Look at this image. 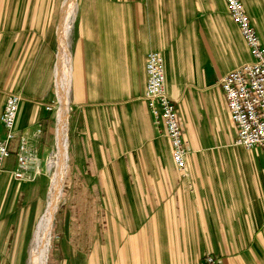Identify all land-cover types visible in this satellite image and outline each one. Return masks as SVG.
Here are the masks:
<instances>
[{
  "label": "crops",
  "instance_id": "0c3cea01",
  "mask_svg": "<svg viewBox=\"0 0 264 264\" xmlns=\"http://www.w3.org/2000/svg\"><path fill=\"white\" fill-rule=\"evenodd\" d=\"M241 2L264 46V0ZM60 8L0 0V115L19 95L18 132L47 116ZM74 20L71 167L87 206L72 209L48 264H198L206 253L264 264V155L235 145L220 88L252 58L223 0H78ZM150 52L189 144L183 173L143 99ZM14 165L12 149L0 174V264L21 263L9 251L25 248L45 193L42 176L13 179Z\"/></svg>",
  "mask_w": 264,
  "mask_h": 264
},
{
  "label": "built area",
  "instance_id": "2783aa9c",
  "mask_svg": "<svg viewBox=\"0 0 264 264\" xmlns=\"http://www.w3.org/2000/svg\"><path fill=\"white\" fill-rule=\"evenodd\" d=\"M227 14L235 24L249 50L252 60L229 73L220 81L229 118L234 124L237 137L235 145L245 149H259L264 155V46L251 24L241 0H223ZM146 88L144 101L154 119L157 131L162 125L171 147L175 168L184 172L189 144L183 139V124L175 102L164 88V64L157 52H150L145 60ZM21 97L7 95L0 115V174L5 172V162L15 150V165L8 171L13 179L33 182L40 174L37 141L40 126L17 131L16 118ZM46 111L54 106L45 105ZM198 264H220L218 259L206 253Z\"/></svg>",
  "mask_w": 264,
  "mask_h": 264
},
{
  "label": "bare ground",
  "instance_id": "6f19581e",
  "mask_svg": "<svg viewBox=\"0 0 264 264\" xmlns=\"http://www.w3.org/2000/svg\"><path fill=\"white\" fill-rule=\"evenodd\" d=\"M77 10V0H63L57 23L55 40L56 53L53 80L58 107L55 112V150L46 160L45 166L51 171L50 188L46 207L35 227L29 251L30 264H46L51 243L54 217L62 197L64 177L68 164V105L72 82V56L70 33Z\"/></svg>",
  "mask_w": 264,
  "mask_h": 264
},
{
  "label": "rangeland",
  "instance_id": "374dc122",
  "mask_svg": "<svg viewBox=\"0 0 264 264\" xmlns=\"http://www.w3.org/2000/svg\"><path fill=\"white\" fill-rule=\"evenodd\" d=\"M61 2V3H60ZM63 0H59V4L61 5ZM78 3V0H77ZM76 16V14H75ZM75 21V20H74ZM74 24V22H73ZM72 24V25H73ZM72 28V27H71ZM72 32V29H71ZM71 37V33H70ZM71 51V49H70ZM55 53H56V40H55V49H54V56H53V61H52V68H51V75H52V82L49 85V93H50V99L52 100L51 102H47V104L53 105L54 108L51 111H45L47 112V116L40 121V129H41V134L39 135L38 141H37V146H38V157L40 161V174L36 177V179L40 176H42L45 180V193L43 196V199L41 203L39 204L37 210L40 212H44L45 207H46V201L48 197V192L50 188V181H51V171H49L46 166V160L51 156V154L54 153L55 146V126H56V121H55V112L56 108L58 107L57 101H56V95H55V90H54V80H53V67H54V60H55ZM71 93V91H70ZM71 99L69 95V105H68V128H67V144H68V164H67V169H66V174L64 177V182H63V189H62V197L59 202L55 217H54V222H53V227H52V232H51V243H50V248L48 252V258L46 264L49 262V258L55 254V249L57 242L60 238L59 235V230L60 227L62 226L63 223L69 222L71 220V213L72 209L75 208H80L83 207L85 208L87 206V201H86V192L83 191L84 189L82 188V183L76 182L73 174V168L71 167V139H72V127H71V119H72V108H71ZM35 179V180H36ZM99 205V204H98ZM41 213V215H42ZM40 215V217H41ZM74 217V216H73ZM85 218V217H82ZM37 225V223H36ZM36 227V226H35ZM33 230V228H32ZM35 231V229H34ZM34 231H30L29 235L26 239V245L25 248L22 249L17 247L16 249H11L10 255L12 256H17L20 257L21 263L19 264H30L29 262V251L31 249V244L34 236ZM31 241L30 247L29 242ZM18 243V241H17ZM16 243V244H17ZM23 252V253H22ZM9 264H18V263H9Z\"/></svg>",
  "mask_w": 264,
  "mask_h": 264
}]
</instances>
